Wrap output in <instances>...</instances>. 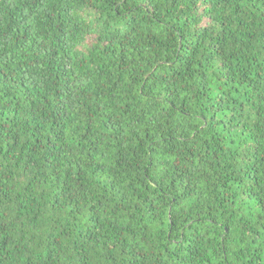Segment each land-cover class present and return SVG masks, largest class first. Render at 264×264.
Segmentation results:
<instances>
[{"label": "trees", "instance_id": "obj_1", "mask_svg": "<svg viewBox=\"0 0 264 264\" xmlns=\"http://www.w3.org/2000/svg\"><path fill=\"white\" fill-rule=\"evenodd\" d=\"M0 264H264V0H0Z\"/></svg>", "mask_w": 264, "mask_h": 264}]
</instances>
